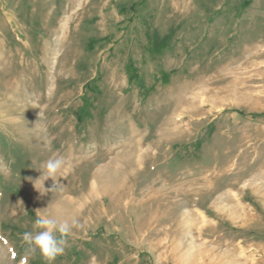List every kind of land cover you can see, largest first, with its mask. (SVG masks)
Here are the masks:
<instances>
[{"label": "rangeland", "instance_id": "rangeland-1", "mask_svg": "<svg viewBox=\"0 0 264 264\" xmlns=\"http://www.w3.org/2000/svg\"><path fill=\"white\" fill-rule=\"evenodd\" d=\"M37 215L52 264H264V0H0V264Z\"/></svg>", "mask_w": 264, "mask_h": 264}, {"label": "clouds", "instance_id": "clouds-1", "mask_svg": "<svg viewBox=\"0 0 264 264\" xmlns=\"http://www.w3.org/2000/svg\"><path fill=\"white\" fill-rule=\"evenodd\" d=\"M65 160L63 158L49 159L44 165L42 175L39 179L41 193L46 191L44 188V180L51 178L54 182L55 189L60 183L58 178H64ZM74 223V221H73ZM35 234L33 232H25L23 241L28 245V250L35 253L39 250L41 256L52 264V261L64 253L66 245V237L71 231V225L67 219H57L50 215H37L34 222Z\"/></svg>", "mask_w": 264, "mask_h": 264}]
</instances>
